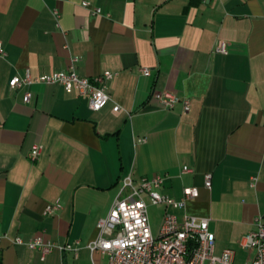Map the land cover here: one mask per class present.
I'll return each instance as SVG.
<instances>
[{"label": "crops", "instance_id": "obj_1", "mask_svg": "<svg viewBox=\"0 0 264 264\" xmlns=\"http://www.w3.org/2000/svg\"><path fill=\"white\" fill-rule=\"evenodd\" d=\"M219 39L225 54L213 52ZM0 44V264H107L89 249L97 222L123 178L153 175L173 200L198 190L181 207L145 198L153 235L166 212L205 218L215 254L249 264L239 241L264 216V0H0ZM71 65L82 77L114 74L101 110L58 84L9 88L14 76ZM164 90L189 111L161 108L152 94ZM35 236L55 247L42 255L14 243Z\"/></svg>", "mask_w": 264, "mask_h": 264}, {"label": "built area", "instance_id": "obj_2", "mask_svg": "<svg viewBox=\"0 0 264 264\" xmlns=\"http://www.w3.org/2000/svg\"><path fill=\"white\" fill-rule=\"evenodd\" d=\"M83 7H89L87 1ZM94 14L101 10L92 8ZM57 19L59 14L53 11ZM214 53H227L226 43L219 39L213 47ZM0 55L4 50L0 44ZM144 76L150 75L148 68H142ZM114 77L111 72H104L89 78L79 76L73 65L67 70L55 71L31 77L28 73L24 77L14 76L9 82L11 90L40 83L45 85H61L67 92H76L88 99L91 110H101L109 101L106 92L108 82ZM156 99L165 110L172 109L176 104L182 105L183 111H189V100L181 98L168 91L154 92ZM31 93L26 91L23 101L29 102ZM119 106L114 105L113 111ZM41 152V146L31 147L28 158L33 161ZM186 168H184V171ZM163 178L159 175L143 177L136 185L129 177L121 180V196L117 198L108 214L97 222V238L89 245L91 252H100L106 257L107 264H232L233 252L223 250L216 255L215 236L209 230L208 220L185 216L178 218L171 213H165L156 235H153L148 218L147 198L151 205L183 206L187 199L196 198L198 190L195 187H185L182 190L183 198L179 201L162 195L159 189ZM204 185L210 187V174L205 175ZM58 202L48 204L44 213L52 215L60 209ZM255 229L243 236L240 247L245 251H252L253 257L249 264H264V216L254 220ZM15 244H23L27 248L36 250L42 255L48 254L55 246L54 243L35 236L27 241L20 237L14 239ZM77 244V243H76ZM65 250H75L71 245H65Z\"/></svg>", "mask_w": 264, "mask_h": 264}, {"label": "rangeland", "instance_id": "obj_3", "mask_svg": "<svg viewBox=\"0 0 264 264\" xmlns=\"http://www.w3.org/2000/svg\"><path fill=\"white\" fill-rule=\"evenodd\" d=\"M149 215H150V206H149ZM154 221H155L154 223L156 224V223H157V218H154ZM155 224H154V225H155ZM153 227H154V226H153ZM153 231H154V230H153Z\"/></svg>", "mask_w": 264, "mask_h": 264}]
</instances>
